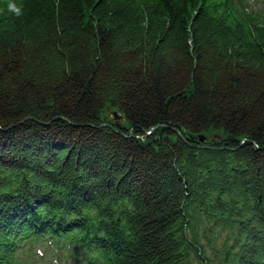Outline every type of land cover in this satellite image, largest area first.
<instances>
[{
	"label": "trees",
	"instance_id": "16d2710c",
	"mask_svg": "<svg viewBox=\"0 0 264 264\" xmlns=\"http://www.w3.org/2000/svg\"><path fill=\"white\" fill-rule=\"evenodd\" d=\"M0 264H264V7L0 0Z\"/></svg>",
	"mask_w": 264,
	"mask_h": 264
},
{
	"label": "rangeland",
	"instance_id": "374dc122",
	"mask_svg": "<svg viewBox=\"0 0 264 264\" xmlns=\"http://www.w3.org/2000/svg\"><path fill=\"white\" fill-rule=\"evenodd\" d=\"M251 3V6L255 9H262L264 7V0H249ZM42 259H59L60 257H57L55 253H47L44 256H42Z\"/></svg>",
	"mask_w": 264,
	"mask_h": 264
},
{
	"label": "clouds",
	"instance_id": "9594fccd",
	"mask_svg": "<svg viewBox=\"0 0 264 264\" xmlns=\"http://www.w3.org/2000/svg\"><path fill=\"white\" fill-rule=\"evenodd\" d=\"M9 10L16 13L17 15L20 14V8H18L15 4H10Z\"/></svg>",
	"mask_w": 264,
	"mask_h": 264
},
{
	"label": "water",
	"instance_id": "95a60500",
	"mask_svg": "<svg viewBox=\"0 0 264 264\" xmlns=\"http://www.w3.org/2000/svg\"><path fill=\"white\" fill-rule=\"evenodd\" d=\"M114 115H116V114L114 113Z\"/></svg>",
	"mask_w": 264,
	"mask_h": 264
}]
</instances>
